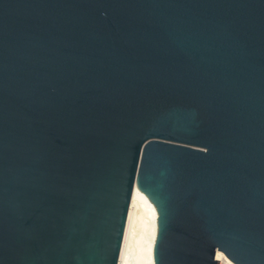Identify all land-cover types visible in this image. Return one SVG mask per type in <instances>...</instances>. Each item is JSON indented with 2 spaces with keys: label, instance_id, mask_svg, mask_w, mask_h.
Segmentation results:
<instances>
[{
  "label": "water",
  "instance_id": "obj_1",
  "mask_svg": "<svg viewBox=\"0 0 264 264\" xmlns=\"http://www.w3.org/2000/svg\"><path fill=\"white\" fill-rule=\"evenodd\" d=\"M264 264V0H0V264Z\"/></svg>",
  "mask_w": 264,
  "mask_h": 264
},
{
  "label": "bare ground",
  "instance_id": "obj_2",
  "mask_svg": "<svg viewBox=\"0 0 264 264\" xmlns=\"http://www.w3.org/2000/svg\"><path fill=\"white\" fill-rule=\"evenodd\" d=\"M156 230V207L141 197L134 185L117 264H153ZM216 258L219 264H235L222 251H217Z\"/></svg>",
  "mask_w": 264,
  "mask_h": 264
}]
</instances>
